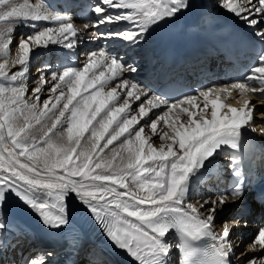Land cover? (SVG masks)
I'll use <instances>...</instances> for the list:
<instances>
[{
    "label": "snow or ice",
    "instance_id": "6c2138e0",
    "mask_svg": "<svg viewBox=\"0 0 264 264\" xmlns=\"http://www.w3.org/2000/svg\"><path fill=\"white\" fill-rule=\"evenodd\" d=\"M188 7V0H97L89 8L96 17L94 23L90 22L91 27L120 21H129L135 27L88 35L135 45L151 26ZM222 7L250 26L264 20V0H247V6L226 0ZM109 9L124 11L113 14ZM255 15L261 20L253 18ZM39 21H50L55 27L38 28ZM21 22H32L34 31L19 37L16 55L11 57L13 30ZM89 26L84 24L86 32ZM78 32L68 15L54 14L44 0H0V78L11 83L10 87L0 86V212L9 197H15L44 226L60 229L69 223L67 200L74 194L114 246L125 250L138 264H168L173 248L169 236L173 231L179 237L176 246L183 255L182 264H232L230 236L232 226L239 225L240 219L225 221L219 233L215 231V220L230 198L236 201L244 196L243 178H238L228 193L218 195L211 204L203 199L197 206L189 203L188 197L192 184L200 179L212 158L225 149L239 152L245 132L255 133V121H264V111L253 103V99H258L264 106V49L242 81L201 90L175 102L149 97L138 84L123 79L125 71L135 69L101 49L90 52L82 68L66 66L59 73H49L51 81L41 73L40 86L32 89L34 102L29 103L25 99L24 79L33 55L38 54L36 50L50 45L71 50L87 39L84 35L77 39ZM256 34L264 40V31ZM16 64L20 69L9 75L8 66ZM44 84H50L47 90L55 95L41 101L39 94ZM232 90H239L240 107L222 102V96L231 97ZM141 96L145 100L138 106L137 114L128 115L133 111L129 98L139 101ZM212 96L215 98L210 99ZM200 97L202 108L197 103ZM209 106L211 113L207 118ZM161 107L167 110L152 120L150 110ZM173 111L175 119L168 118ZM182 115L186 121L181 120ZM145 117L149 119L136 128ZM160 121L171 127V135L164 132L159 136L161 141H171L166 143V150L165 144L154 147L149 142L151 137L144 135L146 127L157 134ZM260 131L264 134V126ZM117 141L119 144L109 154L97 153V149L104 153ZM118 157L120 163L114 167ZM236 159L233 155L234 165ZM234 175L239 177L238 170L234 169ZM6 227V221L0 218V231ZM201 241L210 243L200 250ZM247 251L264 252V228L252 238ZM29 264L46 261L41 256ZM248 264H264V256H252Z\"/></svg>",
    "mask_w": 264,
    "mask_h": 264
},
{
    "label": "bare ground",
    "instance_id": "6f19581e",
    "mask_svg": "<svg viewBox=\"0 0 264 264\" xmlns=\"http://www.w3.org/2000/svg\"><path fill=\"white\" fill-rule=\"evenodd\" d=\"M94 2V0H91ZM18 2L22 3L23 0H18ZM31 3H35L36 0H30ZM92 2H87L88 6H91ZM190 4L194 7H197L201 11V15H214L223 17L227 20H229L231 23L235 24L239 28L243 29V32L255 35L257 38L260 39V37L256 34L257 31H264V28H259L258 24L255 26H250L246 20L241 19L240 17L235 16L233 13L226 10V8L222 7L224 3H226V0H188ZM238 3L243 4L244 6H247V0H237ZM45 5L49 8L51 12L54 14H61V15H68L73 24L74 27H76L78 32L79 39L80 35H84L87 37L83 42L77 43V45L71 49H65L60 45H50L47 49H37L36 52L38 54L33 55L31 59V63L29 65L28 73L26 74V77L24 79V83L26 85V94L25 99L28 100L29 103L34 102V97L32 95V89L36 88L37 86H40V80L39 77L41 73L44 74L45 79L48 81H51V77L49 73L51 72H61L62 69L66 66H71L73 68H82L87 56L90 52H95L98 50H105L107 52H110L113 56H118L122 62L125 64V66H131L135 69V71H125L123 73V79H127L129 81L135 82L142 88L144 85L147 87L152 82L151 80L145 79V67H143V64H148L149 59L151 58L152 53H160L166 52L170 48L174 47L175 43L178 41H182L186 38L179 35L176 28L174 27V20L179 16V13L171 18L166 19L164 21H161L157 23L156 25H153L149 28V30L144 34V37L142 41L138 44H130L127 41H123L120 39L115 38H104L102 36L96 35V36H89L88 34L90 32H96V33H106L109 30L113 31H123V30H133L134 25L129 21H120L115 24H105L100 25L98 28L91 27L90 22H87V18L89 15L86 13H83V5L79 6L80 4H76V2H64V3H53L48 5L46 2H44ZM97 2H94L92 5H94ZM253 3H255V0H253ZM85 4V5H86ZM119 11H124L122 9H109L110 13H116ZM246 14V13H244ZM94 20L96 19L95 16H93ZM253 18L261 20L259 15L253 16ZM263 21V20H262ZM32 22H21L15 25L13 30V41L12 45L10 46V56L15 57L17 48L15 45L18 43L19 37L26 36L28 34H31L34 29L30 26ZM38 28H44V27H55V25L50 21H39L36 22ZM84 24H89V29L86 32L84 29ZM159 42V46H156L155 44ZM159 47L161 49H159ZM157 60V59H156ZM63 62L64 65L60 66V62ZM160 61V59L158 60ZM3 62V59H0V63ZM20 69V65H9L7 68V71L9 75L14 73L15 71H18ZM32 72V73H29ZM222 79V83H224V79ZM218 80L217 82H221V80ZM54 83V82H53ZM115 81L113 82V86L115 85ZM8 85L11 86L10 81L4 80L3 78H0V86ZM211 85V84H209ZM43 91L39 94L41 101L47 100L50 95H55L50 93L47 89L50 88V84H44ZM117 91H121L120 89H117ZM147 91L149 97L151 95ZM259 95V94H257ZM232 97L234 98L233 101H228L226 104H231L233 107H240L241 104L237 102L239 97L232 92ZM211 99H214L215 97H210ZM251 98V97H248ZM124 99L123 95L121 96V101ZM145 97L141 96V100L137 101L134 98H129V103L131 105L132 112H129L128 115L131 114H137L138 106L140 105L141 101H144ZM223 100V99H222ZM202 101V98H198L197 103ZM253 103H255L260 111H263L260 107V102L258 99H253ZM201 108L203 107V104H199ZM145 107L147 108L148 105L145 103ZM264 108V107H263ZM167 109L164 107L157 108V109H151L149 112V117H151L152 120L157 119L158 115H163L164 112ZM194 112H199L198 109H190ZM211 109L208 108L207 110V118H210ZM175 111L172 113H169L170 119H175ZM149 117H145L144 119L140 120L139 125H135L136 128H139L140 126L144 125L145 120H148ZM139 118V117H138ZM196 118H199L197 116ZM185 116H181L182 121H186ZM255 123L258 125L257 131L255 132L256 135H258V138L260 141H264V134H261L260 127L264 126V121H261L257 119ZM164 132H169L171 135V127L164 124L163 121H160L157 126V134L153 135L151 133V129L146 127L144 135L150 136V143L153 144L154 147L159 148L161 144H165V150H166V143H170L171 141H161L159 139L160 135H163ZM85 138H87V133L85 134ZM107 138V137H106ZM123 139V137H121ZM81 143H84V140L81 141ZM103 144V141H101V145ZM119 144V141L114 142V145H110L108 149L104 150V153H100L99 149H97V153L101 156L109 154L110 149L113 148L115 145ZM147 147V146H145ZM79 151V150H78ZM75 159V157H74ZM79 162V161H77ZM226 156L223 154L220 155V157L217 159V164L214 166L213 162L211 164H208V166L205 168L207 169H213V170H219V174H224L222 170H225L226 166ZM120 163L119 157L116 161H114V167ZM151 163V161L149 162ZM204 170V171H205ZM207 173L209 174L210 171L208 170L206 173H203V175L200 177L199 180H197L195 183L192 184L191 191L189 193L188 202L192 203L194 205H197V202H202L203 199H207L209 201V204H211V201L215 199L218 195L221 194L222 188L220 186H216L217 182H221L220 177H216L215 179L212 176H207ZM78 179V177L76 178ZM216 182L215 185L212 182ZM130 182V178H129ZM123 191V190H121ZM138 195H145V193L138 192ZM68 205L73 208L76 212L79 214H86L89 213L85 206L79 201L78 198L75 197L74 194L70 195L67 200ZM227 206V205H226ZM226 206L224 207V210L226 209ZM207 207V205H206ZM228 215L223 214V211H218L216 214V220H215V231L217 233L222 231V225L225 221L228 220ZM0 218H3L6 221L7 227L0 231V261H3V264H20L19 259H17L16 254H14L15 250L17 249L18 243L28 244V241L24 235L28 231V228L20 223L19 221L15 220L11 216H8L3 211L0 212ZM73 218V214H69V220ZM222 222V223H221ZM262 226L260 224H257L256 226L250 224L247 226V229L242 230L245 231V233L242 236H247V234L252 233V229H261ZM35 234H37L39 237H46L47 233L39 230L34 231ZM234 229H232L230 239L233 244V252L234 256L237 253L238 250L244 249L245 254L241 255L238 251V257L235 259V257H232V264H248V260L252 256H264V252L260 253H253L248 252L247 247L249 245L246 244L243 247V244L246 242V238H244L240 245H237L239 239L234 240L233 237ZM241 236V237H242ZM169 242L173 244V248L170 251V255L168 256V264H181V257L179 255V247L176 245L179 244V237L176 234H170L169 236ZM21 245V246H22ZM31 248L37 250L36 254L32 257H40L41 255H38V252H44V248L42 246H27L25 249L19 250L18 254L21 255L22 258L26 254H28L29 250ZM91 257H89L88 260L82 261L81 264H120L119 259L121 260V264H130V261L125 258L121 257L117 250L113 248H105L101 247L98 244H94V247L92 249ZM17 251V250H16ZM121 252V250L119 249ZM242 253V252H241ZM31 258V257H30ZM119 258V259H118ZM234 258V259H233Z\"/></svg>",
    "mask_w": 264,
    "mask_h": 264
},
{
    "label": "rangeland",
    "instance_id": "374dc122",
    "mask_svg": "<svg viewBox=\"0 0 264 264\" xmlns=\"http://www.w3.org/2000/svg\"><path fill=\"white\" fill-rule=\"evenodd\" d=\"M91 14H93L92 12H90ZM87 14V13H86ZM261 19V18H260ZM258 26H259V28H264V20L262 21L261 20V23H259L258 24ZM29 73H32V72H29ZM264 106H262V107H260L263 111H264V108H263ZM256 234V231H254L252 234H251V236L250 237H253L254 235ZM19 246H20V244H19ZM17 249H18V246H17ZM239 251V254H241V252H243V251H245L244 249L242 250H238ZM238 251H237V253H238ZM14 254H16V256H17V259H18V250L17 251H15L14 252ZM236 258H237V256H236ZM21 258H19V260H20ZM26 260H21V262H20V264H26Z\"/></svg>",
    "mask_w": 264,
    "mask_h": 264
}]
</instances>
